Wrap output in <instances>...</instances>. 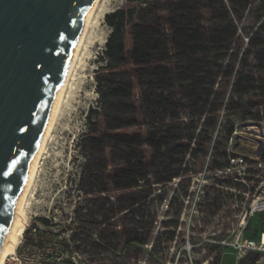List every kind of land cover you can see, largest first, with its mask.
<instances>
[{
  "label": "trees",
  "instance_id": "trees-1",
  "mask_svg": "<svg viewBox=\"0 0 264 264\" xmlns=\"http://www.w3.org/2000/svg\"><path fill=\"white\" fill-rule=\"evenodd\" d=\"M162 2L136 0L135 6L105 14L111 31L98 58L97 103L88 110L86 130L77 141L83 157L79 183L85 192L106 191L109 169L110 183L122 192L116 213L123 219L131 216L127 244L149 238L151 226L140 202L153 193V184L168 183L188 171L187 157L197 158L222 122L226 138L236 137L234 131L243 123H264L262 16L240 27L222 7L211 12L209 21L215 23L206 25L188 1L166 7ZM127 27L132 37L129 57ZM216 168L226 171L229 162ZM240 179L236 171L223 182L239 190L245 187ZM39 220L53 225L47 218ZM34 226L32 221L24 231L28 243H50L52 232L37 228L34 236ZM58 243L68 251L66 241ZM258 257L248 252L240 264H255Z\"/></svg>",
  "mask_w": 264,
  "mask_h": 264
},
{
  "label": "rangeland",
  "instance_id": "rangeland-1",
  "mask_svg": "<svg viewBox=\"0 0 264 264\" xmlns=\"http://www.w3.org/2000/svg\"><path fill=\"white\" fill-rule=\"evenodd\" d=\"M177 1L183 0H163L162 4L166 7ZM184 1L203 14L206 25L215 23L209 21L211 12L222 7L236 18L240 27L256 23L260 16L261 21L264 19V0ZM105 3L76 68L29 196L28 225L35 221L41 230L52 232L43 257L51 262L58 256L61 262L77 264H240L242 258L238 259L236 250L230 246L231 240L241 231L256 238L263 229V215L246 217V212L254 199L264 195V123L261 128H237L236 137L226 138L222 122L198 157H187L188 171L168 183L153 184V193L140 202L141 209L146 211L144 220L151 226L145 243L125 242V229L133 223L131 216L123 219L116 213L122 192L110 183L107 176L110 169L104 176L107 184L104 192L87 193L79 183L83 157L77 141L86 130L88 110L97 103L98 58L111 31L105 14L135 6L136 0ZM162 14L167 17L168 12ZM131 49V30L127 27L128 57ZM133 93L139 106L137 85ZM146 156L148 160L151 157L148 147ZM232 156L243 158L244 164L233 165ZM228 162L230 168L226 171L216 168L217 163ZM236 171L245 186L239 190L223 182ZM40 218L51 220L53 225H44ZM21 241L29 240L23 234ZM60 241L69 245L63 256L57 251L61 249Z\"/></svg>",
  "mask_w": 264,
  "mask_h": 264
},
{
  "label": "water",
  "instance_id": "water-1",
  "mask_svg": "<svg viewBox=\"0 0 264 264\" xmlns=\"http://www.w3.org/2000/svg\"><path fill=\"white\" fill-rule=\"evenodd\" d=\"M90 2L0 0V255Z\"/></svg>",
  "mask_w": 264,
  "mask_h": 264
},
{
  "label": "bare ground",
  "instance_id": "bare-ground-1",
  "mask_svg": "<svg viewBox=\"0 0 264 264\" xmlns=\"http://www.w3.org/2000/svg\"><path fill=\"white\" fill-rule=\"evenodd\" d=\"M105 2L106 0H91L90 2L88 13L83 23V27L74 45V50L66 81L63 85V88L60 92V95L50 115L46 127L41 152L37 157L36 162L32 168L21 201L11 222L8 237L0 255V264H5L7 262V258L16 252V249L21 242V238L23 237L24 231L29 224V196L31 195L32 189L35 186V181L39 172L41 160L44 154L47 153L48 143L53 136L54 129L58 121L60 112L62 110L66 95L72 85L71 81L75 77L76 68L78 67L79 62L81 61V56L84 49L87 47L90 34L91 32H93V29H95L101 14L106 8Z\"/></svg>",
  "mask_w": 264,
  "mask_h": 264
},
{
  "label": "built area",
  "instance_id": "built-area-1",
  "mask_svg": "<svg viewBox=\"0 0 264 264\" xmlns=\"http://www.w3.org/2000/svg\"><path fill=\"white\" fill-rule=\"evenodd\" d=\"M231 158L233 165L244 164L245 160L243 158H238L236 156ZM257 214H262L264 216V195L257 197L251 202L246 212V217H254ZM28 227L29 225L27 228ZM37 228L38 226H34L30 229L32 235L35 236L37 234ZM47 246L48 244L43 247H36L21 241L16 249V252L7 258V262L5 264H66L65 262H61L62 258L58 256L53 258L51 262H49V258H44L42 252ZM230 246L236 250L238 259L244 258L248 252L252 251L259 255L255 264H264V221L263 229L259 233L258 237H247L244 232L241 231L231 240ZM57 251H59L62 256L68 252L62 251L60 248H57ZM74 264L77 263L75 262Z\"/></svg>",
  "mask_w": 264,
  "mask_h": 264
},
{
  "label": "crops",
  "instance_id": "crops-1",
  "mask_svg": "<svg viewBox=\"0 0 264 264\" xmlns=\"http://www.w3.org/2000/svg\"><path fill=\"white\" fill-rule=\"evenodd\" d=\"M256 217V215L254 216V218ZM264 217V216H263Z\"/></svg>",
  "mask_w": 264,
  "mask_h": 264
}]
</instances>
